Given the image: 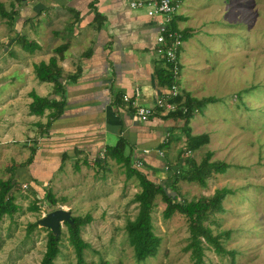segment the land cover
Segmentation results:
<instances>
[{
  "label": "rangeland",
  "instance_id": "rangeland-1",
  "mask_svg": "<svg viewBox=\"0 0 264 264\" xmlns=\"http://www.w3.org/2000/svg\"><path fill=\"white\" fill-rule=\"evenodd\" d=\"M0 1L7 11L18 13L11 22L0 17V51L4 54L16 35L7 43L1 39L8 36L13 22L19 20L21 4L14 0ZM32 1L36 0L25 3ZM10 2L14 5L12 8ZM177 5V14L183 19L177 17L178 25L191 35L184 41L183 53L179 54L182 64L179 87L190 88L196 98L213 96L219 100L207 104L202 111L194 110L190 119L192 134L209 135L208 144L200 149L185 153V140L180 139L184 118L177 122L181 125V134L173 147L169 167L178 156L199 162L207 150L213 153L211 160L230 165L224 173L209 177L205 187L197 182L178 181V198L190 201L211 195L216 188H229L231 194L223 201L224 212L214 216L218 225L211 227L214 233L230 230L229 238H223L222 243L227 250L235 251L234 257L216 255L209 248L203 264H264V0H180ZM46 21L42 19L40 27ZM32 32L33 25L28 23L24 36ZM42 34L46 36L44 31ZM187 60L193 63L192 71ZM187 76L190 87H187ZM113 140L112 137L108 143L116 144ZM9 158L2 153L0 145L2 179L9 176ZM64 165L60 180L52 184L56 199L53 205L42 198L49 185L36 190L27 183H19L13 188L19 209L0 221V264H38L47 233L39 221L60 208L71 217L92 215V221L81 230L83 240L90 245L84 250L83 264L192 263L189 252L184 250L188 239L186 217L175 213L164 219L165 204L159 196L151 213L154 232L161 237L158 254L142 262L135 261L124 225L137 212L133 196L139 187L136 178L126 179L123 168L113 160L104 159L101 165L91 160L86 164L80 161L78 169L73 160ZM147 173L168 193L174 194L170 170L162 174L163 178ZM37 194L38 209L32 211L29 206ZM32 223L37 225L27 234ZM67 236L64 223H60V253L54 264H76Z\"/></svg>",
  "mask_w": 264,
  "mask_h": 264
},
{
  "label": "crops",
  "instance_id": "crops-1",
  "mask_svg": "<svg viewBox=\"0 0 264 264\" xmlns=\"http://www.w3.org/2000/svg\"><path fill=\"white\" fill-rule=\"evenodd\" d=\"M25 1L20 6L19 20L1 39L7 43L16 35L13 45L4 54L0 51V145L2 153L10 156L8 167L14 168V179L36 190L49 185L54 194L52 184L60 180L66 161L73 160L77 169L80 161L101 165L106 146H113L108 143L112 137L116 143L120 138L127 141L132 164L140 160L142 170L163 178L180 138L181 125L177 122L181 119L167 117L155 107V114L143 122L122 100L123 94L133 97L137 89L136 104L153 107L165 90L155 76L159 61L154 53L155 19L143 10L131 9L128 0ZM96 12L100 18L94 20ZM179 15L175 22L183 30L178 25L182 19ZM45 18V26L40 27L39 22ZM28 23L34 32L24 36ZM21 36L37 47L32 51L23 49L17 42ZM63 44L66 50L55 53ZM52 56L62 70L61 112L52 115V109L42 115L29 114L31 93L56 101L60 98L53 92L52 82L39 81L34 72V65L47 63ZM187 62L192 71L193 63ZM181 67L180 62V74ZM75 72L73 79L70 75ZM189 76L187 87L191 85ZM177 90H182L179 85ZM184 90L191 94L190 88ZM182 134L180 139H185ZM164 141L168 148L159 149ZM98 158L102 159L95 162Z\"/></svg>",
  "mask_w": 264,
  "mask_h": 264
},
{
  "label": "trees",
  "instance_id": "trees-1",
  "mask_svg": "<svg viewBox=\"0 0 264 264\" xmlns=\"http://www.w3.org/2000/svg\"><path fill=\"white\" fill-rule=\"evenodd\" d=\"M17 4H23V0H14ZM12 8L13 2H10ZM17 11H7L4 4L0 1V17L11 22L13 17L17 15ZM75 14V13H74ZM177 16V15H176ZM100 18L98 12L95 13L94 20ZM173 29L177 30V25L172 22ZM182 39L186 41L191 35L187 29L179 31ZM17 42L25 50H34L37 45L33 41L26 40L23 36L17 38ZM67 45L63 44L55 49V53H62L66 50ZM181 51V50H180ZM34 72L37 79L41 82H52L53 92L59 93V100L48 97H40L31 93L32 101L29 103V114L42 115L45 110H52V115H58L61 112L64 101L63 87L60 79L62 78V70L57 66L56 58L50 57L47 63L40 62L34 65ZM76 72L71 78H76ZM155 76L158 85L164 89H170L172 84L179 85V79L175 78L171 66L166 64L163 60L157 61L155 68ZM132 98V97H131ZM219 99L209 96L203 98H196L189 92L181 90L175 97L168 101L175 104V109L167 113L170 118H184L182 129L185 134L184 151L194 152L202 146L208 144L209 135L207 133L191 134L189 126L190 119L194 116V110L202 111L207 104L214 103ZM159 149H167L168 142H162L158 145ZM33 152V151H32ZM180 153H178L179 155ZM213 153L207 150L199 162H195L185 156H178V160L167 169L172 172L174 181L171 183V189L174 194L166 191L163 185L157 183L149 174L137 169L132 165V155L127 151V141L120 138L113 146H106V158L113 159L117 164L123 168V173L126 179L135 177L138 183L139 190L134 194L133 201L137 204V212L132 219L125 222L124 229L126 232L129 246L133 251V256L136 262H142L146 259L153 258L158 254L161 244V237L154 232L152 223V210L155 206V200L159 196L165 207L162 211L164 219L170 218L173 214L179 213L186 217L188 239L184 248L189 252L191 264H203L205 251L211 248L216 255H229L234 257V250H227L222 239L229 238L230 230L214 233L211 225H218L214 216L224 212L223 201L227 195L231 194V190L227 187L216 188L211 195L200 196L195 200L183 201L178 198L176 191V183L180 180L188 182H197L200 186L205 187L207 179L213 174L224 173L229 168V163L219 160H211ZM31 157L29 158L30 161ZM95 162H100V158ZM19 185L14 179V168L9 167V176L6 179L0 178V221L2 218L12 216L19 209L15 202V195L13 188ZM52 205L55 204L56 199L52 191L47 188L44 190L42 197ZM39 201L37 197L34 198V203L29 206V209L35 211L38 209L36 203ZM92 221V215L86 213L85 215H77L72 217V223L63 222L67 233L68 242L73 247L76 264H83L84 250L89 248V243L85 242L81 236V230L84 226ZM36 223L28 225L27 234H29L35 227ZM46 230L45 249L38 264H54L55 259L60 253L61 237L55 236L48 228Z\"/></svg>",
  "mask_w": 264,
  "mask_h": 264
},
{
  "label": "built area",
  "instance_id": "built-area-1",
  "mask_svg": "<svg viewBox=\"0 0 264 264\" xmlns=\"http://www.w3.org/2000/svg\"><path fill=\"white\" fill-rule=\"evenodd\" d=\"M128 6L131 9L143 10L146 16L155 19L156 35L154 37L155 48L154 53L157 59L163 60L166 64L171 66V71L175 78L180 76V60L179 53L184 45L180 29L177 27L173 29L172 22L177 15V2L174 0H128ZM177 84H172L170 89L162 92L157 98L155 106L145 107L137 105L135 98L137 97V89H135L132 98L127 94L122 95V100L133 107L135 115L140 121H148V119L155 114V107L167 114L169 111L175 109L174 103L168 100L175 97L178 93ZM148 151V150H145ZM158 155H162V151L158 150ZM137 169H142L143 163L140 160L134 161L132 164Z\"/></svg>",
  "mask_w": 264,
  "mask_h": 264
},
{
  "label": "water",
  "instance_id": "water-1",
  "mask_svg": "<svg viewBox=\"0 0 264 264\" xmlns=\"http://www.w3.org/2000/svg\"><path fill=\"white\" fill-rule=\"evenodd\" d=\"M63 222L72 223V217L68 211L62 208L47 213L39 221L41 227L48 228L55 236L59 235L60 223Z\"/></svg>",
  "mask_w": 264,
  "mask_h": 264
}]
</instances>
